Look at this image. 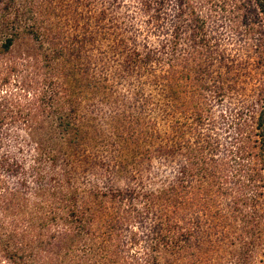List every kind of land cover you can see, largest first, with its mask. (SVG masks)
I'll list each match as a JSON object with an SVG mask.
<instances>
[{
	"label": "trees",
	"instance_id": "1",
	"mask_svg": "<svg viewBox=\"0 0 264 264\" xmlns=\"http://www.w3.org/2000/svg\"><path fill=\"white\" fill-rule=\"evenodd\" d=\"M153 1L163 8V15L168 5L174 7L180 19L173 21L167 39L171 57L161 62L158 50L141 51L124 44L122 66L128 72H138L154 62L162 64L160 78L169 88L175 114L170 130L163 136L155 133L153 122H142L139 114L128 117L127 122L138 134H146L148 156L157 151L163 162L172 165V173L163 179V193L157 195L147 189L143 160H138L137 154L130 166L127 148L120 143L117 163L106 166L105 171L129 172L134 185L83 191L66 184L62 178L67 174L46 177L44 164L57 162V147L74 125L63 80L54 74L45 79L35 101L44 121L59 119L66 130L58 131L51 123V127L29 136L37 150L34 177L45 184L33 192L25 226L44 235L40 231L53 222L73 230L78 243L57 258L38 256L34 252L36 237L22 235L9 211L8 196L17 191L0 186V264H202L198 253L208 257L216 251L217 241L227 235L234 237L225 230L236 231L235 227L244 230L245 234L238 237L246 239L247 257L258 246L264 250V88H259L264 83V0ZM37 2L0 0V54L12 49L22 30L31 32L37 40L44 38L43 23L49 21L47 37L60 45V52L78 62L82 59L85 27L74 28L73 33L67 30L66 20H61L66 0H48L46 5ZM71 2L73 14L82 17L79 7L83 0ZM161 13L160 9L158 15ZM209 15L228 18L259 76L254 100L221 112L227 120L226 144L218 137L211 101L232 99L245 86L232 72L233 59L215 50L206 32ZM86 17L90 19V13ZM83 63L80 68L87 66ZM0 104L1 180L5 174L17 175L24 168L17 157L4 150L3 140L9 134L7 126L17 121V113L24 122L29 113L22 106L14 109L16 105L8 100ZM122 127L126 129L124 122ZM244 260L241 264H248V259ZM204 264L219 263L212 259Z\"/></svg>",
	"mask_w": 264,
	"mask_h": 264
},
{
	"label": "rangeland",
	"instance_id": "2",
	"mask_svg": "<svg viewBox=\"0 0 264 264\" xmlns=\"http://www.w3.org/2000/svg\"><path fill=\"white\" fill-rule=\"evenodd\" d=\"M19 1H38V5H46L48 2ZM83 2L79 7L84 13L82 17L73 14L71 0H66L61 12V20H66L65 27L70 33L75 32L74 28L85 27L84 33L87 34L84 36L82 59H77L78 62L60 52V45L47 37L46 34L50 32L47 29L49 21L43 23L46 31L44 38L37 40L31 32L22 30L12 49L4 55L0 54V103L8 100L11 105H16L14 109L22 106V110L29 113L25 122L19 119L20 115L17 113V121L7 126L9 134L3 140L4 150L17 157L24 168L17 175L5 174L0 180V186L10 188L8 191H17L14 196H8L10 214H13L22 235L36 237L34 252L47 260L57 258L63 251L76 246L78 239L73 230L53 222L40 231L44 235L25 226L30 215L28 204L34 200L33 192L45 184L34 177L37 150L29 141V136L34 137L36 131L51 127L52 122L44 121L35 101L45 79L54 74L62 78L67 109L74 122L63 138V144L57 147V162L52 165L44 164L46 177L54 173L67 174L62 178L66 184L77 186L83 191L96 187L107 189L134 185L135 181L129 172L109 174L105 171L106 166L117 163L116 155L120 144L127 148L126 159L130 166L139 154L138 160L144 162L142 166L145 170L142 175L147 189L157 195L163 193V179L172 173V165L163 162L157 151L148 156L145 152L146 134H138V130L127 122L128 117L139 114L143 118L142 122H153L155 133L163 136L170 130L175 114L169 88L160 78L162 64L154 62L152 67L128 72L122 66V48L126 44L141 51L158 50L157 56L162 58L161 62L163 59L167 61L171 57V45L167 39L170 38L174 22L180 20L176 9L168 5L167 14L163 15V8L153 0ZM160 9L162 13L158 15ZM206 12L209 13L208 9ZM89 13L90 19L86 17ZM206 32L214 43L215 50L225 53L230 60L233 59L232 72L239 75L245 86V90L233 94L232 99L211 101L212 112L218 121V137L226 144L229 138L225 129L227 120L221 112L229 109V106L245 105L254 100L258 95L259 76L253 58L246 56L243 42L231 29L226 16L209 15ZM186 38L184 36L185 44L188 43ZM80 62L87 66L80 68ZM259 88H264V83ZM226 114L229 115V112ZM123 122L126 124L125 130ZM53 123V128L64 133L66 127L59 123V119ZM144 126L146 127V123ZM235 228L236 231L225 230L234 237H228L226 233V239L217 241L216 251L208 257L198 253L197 258H200L202 264L212 262V259L219 264H241L245 258L248 259V264H264L262 245L254 248L250 257H247L249 251L246 239L243 241L238 237L245 234L242 232L244 230L242 227Z\"/></svg>",
	"mask_w": 264,
	"mask_h": 264
}]
</instances>
